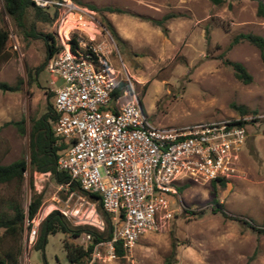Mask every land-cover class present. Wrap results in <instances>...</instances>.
I'll use <instances>...</instances> for the list:
<instances>
[{"label": "rangeland", "instance_id": "obj_1", "mask_svg": "<svg viewBox=\"0 0 264 264\" xmlns=\"http://www.w3.org/2000/svg\"><path fill=\"white\" fill-rule=\"evenodd\" d=\"M264 1V0H263ZM72 13L48 6L50 20H43L33 8L17 25L0 0V26L11 34L0 55V81L16 86L0 90V163L25 158L29 163L30 119L46 111L53 102L54 89L61 79L45 69V41L41 33L58 31L65 39L80 34L86 40L110 42L109 55L116 70L131 80L132 94L156 125L183 126L213 120H246V137L234 161V170L218 185V201L228 217L213 211L210 182H184L167 199L170 218L158 228L144 232L122 257H111L106 246L96 264H264V62L259 50L242 42L228 47L238 32L264 37V16L256 15L257 0H72ZM110 5L122 12L95 11L87 7ZM166 31L150 19H160ZM108 20L119 38L103 24ZM31 31L38 33L32 36ZM17 38L19 51L13 49ZM58 39V38H57ZM229 58L241 62L251 74L243 83L235 78ZM52 93L50 98L48 94ZM236 106L248 110L242 115ZM23 121L24 132L13 121ZM32 179V185L30 184ZM34 195L41 198L34 224L58 210L72 227H105L97 201L88 194L60 187L49 173L24 174L21 185L0 183V214L11 216L13 206L26 203ZM193 212V213H192ZM22 237V236H21ZM84 236L49 233L43 248L30 246L29 264H69L63 239L86 245ZM18 239L7 236L2 248L15 250ZM18 262L24 264V247Z\"/></svg>", "mask_w": 264, "mask_h": 264}, {"label": "built area", "instance_id": "obj_2", "mask_svg": "<svg viewBox=\"0 0 264 264\" xmlns=\"http://www.w3.org/2000/svg\"><path fill=\"white\" fill-rule=\"evenodd\" d=\"M35 6L62 8L72 13V0H32ZM60 50L51 55L45 69L61 79L54 89L57 118L55 136L68 145L59 151L56 165L69 174L80 190L96 192L110 214L112 237L96 243L87 260L69 264H96L106 246L115 256L113 242L130 250L146 231L172 216L167 195L176 194L184 182H210L234 170L246 137L239 120H213L183 126L153 124L132 94L131 80L115 69L112 48L104 37L86 40L80 34L65 39L58 31ZM11 37V34H9ZM13 49L19 51L17 38ZM68 183L60 184L67 187ZM23 219L24 264L27 249L36 242L34 218ZM84 241L90 234H84Z\"/></svg>", "mask_w": 264, "mask_h": 264}, {"label": "trees", "instance_id": "obj_3", "mask_svg": "<svg viewBox=\"0 0 264 264\" xmlns=\"http://www.w3.org/2000/svg\"><path fill=\"white\" fill-rule=\"evenodd\" d=\"M214 4H221L224 0H210ZM87 7L95 11H108V12H122L123 10L118 7H113L110 5L97 7L94 4L88 3ZM3 6L7 14H9L15 23L19 26L23 24L26 12L29 8H33L36 15H39L43 20H50L49 13L38 6H35L32 0H3ZM256 15L264 16V1L257 0L256 3ZM174 16L172 13L165 14L160 19H150L155 25L161 26L163 31H166L164 22L170 17ZM103 24L105 28L115 38H119L116 30L112 24L104 19ZM32 36L37 37L38 33L31 31ZM45 41V59L40 68L36 69L35 74L39 72L46 63L47 59L53 55L55 52L60 50L62 47L56 34L53 32L41 33ZM70 39L71 43L74 44V37ZM9 38V32L6 28L0 26V55L4 52L7 40ZM248 42L249 44L255 46L259 50L260 58L264 62V37L260 34L253 32H238L231 37L228 47L235 44ZM222 62L230 66L235 78L242 81L243 83H249L251 81V74L248 72L246 67L239 61L231 60L229 58H222ZM16 86H12L6 82L0 81V90H15ZM52 93L48 94L47 98H50ZM242 115L247 114L248 110L242 106H236ZM57 118V113L54 107V102H48L46 104V111L38 117H32L30 119V129H29V163H27L25 158L16 159L8 164L0 163V183H10L16 182L21 185L24 181V174L29 169L30 173H49L58 184H66L69 182V174L65 170H60L57 168L56 159L60 150L64 149L68 142L65 140H59L57 136L54 135L52 126ZM239 124H245L246 120L239 119L237 121ZM18 131L23 133L25 128L23 126V121H13ZM226 179L224 177H218L210 181L212 187V197L211 201L214 203L213 211L220 212L223 216L228 217V214L224 211L223 205L218 201V185L224 186ZM30 184L32 185V179H30ZM68 189L70 191H79L88 194L91 198L97 201V209L103 215L105 222V227L102 230L90 225H81L72 227L68 224L66 218L58 211L52 210L40 223L39 235L35 242V247L43 248L46 243V237L49 233L63 232L67 235H72V237H79L81 234H90V240L86 245L74 243L63 239V247L65 249L66 257L68 262H83L87 260L93 246L101 241H107L112 237V223L111 216L105 212L102 208L100 202V195L96 192H85L80 190L78 183L70 181L68 184ZM181 190L182 187L177 188ZM41 203V198L39 195H34L31 197L30 202L27 205V216L29 219L35 216ZM14 213L11 216L0 214V264H20L18 262V257L22 253V231H23V219L25 217V208L20 204L13 206ZM193 213V212H192ZM260 233H264L263 228H254ZM15 237L18 239V244L14 249L10 246L7 248H2L3 240L5 237ZM115 255L122 257L125 255V250L122 247L121 241L116 240L113 242ZM47 264V263H45Z\"/></svg>", "mask_w": 264, "mask_h": 264}, {"label": "water", "instance_id": "obj_4", "mask_svg": "<svg viewBox=\"0 0 264 264\" xmlns=\"http://www.w3.org/2000/svg\"><path fill=\"white\" fill-rule=\"evenodd\" d=\"M139 104H140V106H142V105H141V102H139Z\"/></svg>", "mask_w": 264, "mask_h": 264}]
</instances>
